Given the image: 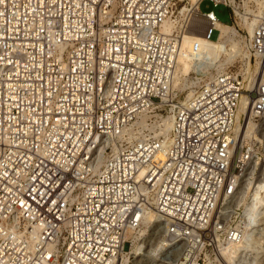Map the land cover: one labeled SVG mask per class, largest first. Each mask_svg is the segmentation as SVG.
Here are the masks:
<instances>
[{
    "label": "built area",
    "instance_id": "built-area-1",
    "mask_svg": "<svg viewBox=\"0 0 264 264\" xmlns=\"http://www.w3.org/2000/svg\"><path fill=\"white\" fill-rule=\"evenodd\" d=\"M210 1L263 64L244 111L235 64L188 97L173 86L197 23H164L188 0H0V264H113L151 208L172 264H222L248 221L241 178L264 177V0ZM163 115L167 132L153 128Z\"/></svg>",
    "mask_w": 264,
    "mask_h": 264
},
{
    "label": "bare ground",
    "instance_id": "bare-ground-1",
    "mask_svg": "<svg viewBox=\"0 0 264 264\" xmlns=\"http://www.w3.org/2000/svg\"><path fill=\"white\" fill-rule=\"evenodd\" d=\"M198 0H189V6L184 5L179 8L177 15L167 17L164 26L166 30H171L173 26H176L183 18L189 16V13L195 16V12L198 7ZM192 15V16H193ZM193 19H197L194 17ZM215 25L220 28L219 37L216 40L207 39L203 36V33H198L190 28L182 32L179 39L178 54L176 57V63L173 73V86L184 90L187 88L185 97L190 96L196 85L199 82L200 76H197L195 80L189 79L190 72L197 70L198 72L203 68H209L215 64L211 58L215 54L206 52V47L212 45V50L220 51L222 45L227 44L226 52L223 53L222 62L216 66V73L222 71L229 64H234L236 61H240L238 65V71L241 72L244 78L245 89L240 96V108L239 111H244L247 104L250 102L246 90H250L254 84H256L257 79L254 76V71L258 70L259 74L263 69V64L260 63L256 58L250 57V53L244 45V36L242 35L240 40L234 38L237 33H240L237 28L235 29L233 24L215 22ZM194 28V27H193ZM196 28V27H195ZM224 41L225 43H223ZM225 49V47H224ZM217 52V53H218ZM216 65V64H215ZM185 91V90H184ZM151 116L149 113L142 115L141 121L145 118ZM239 114L237 115V121L235 124V131L237 132L240 127V121L238 120ZM162 124L155 121L153 123V128L159 129L162 132H167L170 127L169 116L163 115L161 117ZM253 123H249L244 131V136L255 137L258 136L253 130ZM249 195V201L245 205V213L248 214V221L242 220L237 222L239 224V234L236 240H223L219 245L220 251V261L222 264H241L240 257L244 253L245 256L249 253L250 255L257 252L255 250V244L259 245L264 243L263 232L264 228H259L260 225L264 223V177L252 178L251 169L245 173L241 178V186L237 197L233 201V205H237V200L245 195ZM159 216L153 208L149 209L143 216L142 224L138 230V233L133 235L130 242L125 243L121 247L119 254L113 264H129L131 257H137L139 255L147 256L148 254L158 255L160 262L158 264H172L176 257L172 255H177V252H168L167 246L170 244L163 236V230L160 226H163L162 222H157ZM241 225V226H240ZM153 233L150 240L144 246L141 245V237L147 232ZM163 236L164 239H161ZM147 240V239H146ZM158 245L153 247L154 242ZM173 246H175L173 244ZM168 252V253H166ZM258 253V252H257ZM249 255V256H250ZM149 256V255H148ZM247 257V256H246ZM242 258V257H241ZM246 261L244 258L242 259ZM243 262V261H242ZM133 263L135 264H152L147 258L139 257ZM247 263V262H246ZM244 264V263H243ZM251 264V263H250ZM253 264V263H252Z\"/></svg>",
    "mask_w": 264,
    "mask_h": 264
},
{
    "label": "rangeland",
    "instance_id": "rangeland-1",
    "mask_svg": "<svg viewBox=\"0 0 264 264\" xmlns=\"http://www.w3.org/2000/svg\"><path fill=\"white\" fill-rule=\"evenodd\" d=\"M184 5H187V6H189L190 4H189V0H188V3H182L181 5H178V8H177V11H178V9L179 8H181V7H183ZM199 7H200V9L202 10V11H208V10H213V12H214V14L216 15V17L220 20V21H222V22H220V23H231L232 22V17H231V14H230V10H229V8L226 6V5H224V4H222V3H219V4H217V5H213V3H212V1H210V0H201V2L199 3ZM177 11H176V13H175V16L177 15ZM174 16V17H175ZM195 16L193 15V18H194ZM193 22L195 23H197V26H191L190 27V29L191 30H193V31H195V32H198V33H202L201 32V25H202V22L201 21H199V20H197V19H195V20H193ZM204 24V23H203ZM194 27V28H193ZM196 27V28H195ZM235 29H236V27H234ZM217 33H218V31H217V29H212L211 30V33H210V38H212L211 40H216L215 38L217 37ZM241 34L240 33H237V36H234V38L235 39H237V40H240L239 38H241ZM223 43H225L224 41H222ZM224 47H225V49H224ZM226 47H227V44L225 43V46L224 45H222V47L220 48L221 50L218 52V51H216V50H212V45H210V46H208V47H206V52H210V53H212V54H215L214 55V57L212 56V60L213 61H215V64L214 65H212V66H209V68L207 67V68H203V69H201L199 72L197 71V70H193V72L191 71L190 72V77H189V79H191V80H195V78L197 77V76H200V78H199V82H198V84L196 85V86H198L206 77H209V76H212L213 74H215L216 73V66L217 65H219L221 62H222V59H223V54H222V49H223V53L224 52H226ZM218 52V53H217ZM239 63H240V61L238 60V61H236L234 64H235V66L237 67V69H238V65H239ZM185 91L187 90V88L186 89H184ZM184 91V92H185ZM186 93V92H185ZM249 193L247 194H245L242 198H241V196H240V198L237 200V205L236 206H243V209L245 208V205L248 203V201H249ZM263 221H264V219H263ZM241 223H243V222H241ZM240 224V223H239ZM241 226V225H240ZM264 228V223L262 224V225H260L259 226V228ZM146 233H148V237H146L145 239H143V240H140V242H141V245L142 246H144L143 248H145V245L148 243V241L150 240V238H151V235L153 234V233H151L150 231H147ZM263 234H264V232H263ZM147 239V240H146ZM161 239H164L163 238V236L161 237ZM263 239H264V236H263ZM158 245V243H156V240H155V242H154V245H153V247H156ZM146 249H148V247H146L145 249H143V250H146ZM255 250L258 252H255V253H253V254H247L246 256H245V254L243 253L242 254V258L240 257V259H241V264H264V243L263 244H260L259 245V243H258V245L257 244H255ZM160 254V253H159ZM158 254V255H159ZM149 255V256H148ZM147 256H143V255H139V256H137V257H131L130 258V263L129 264H135V263H133L136 259H138L139 257H143V258H147V260L148 261H150V263H152V264H158L160 261L159 260H157L158 258V255H156L157 257H155V255H152V254H148ZM250 255V256H249ZM173 257H176V255H172ZM157 258V259H156ZM245 259L246 261L244 262V260H242V259ZM243 261V262H242ZM247 262V263H246ZM221 263H222V261H221ZM240 264V263H239Z\"/></svg>",
    "mask_w": 264,
    "mask_h": 264
}]
</instances>
